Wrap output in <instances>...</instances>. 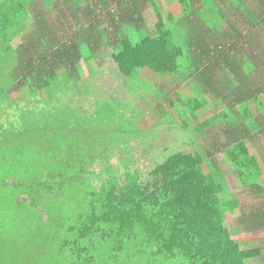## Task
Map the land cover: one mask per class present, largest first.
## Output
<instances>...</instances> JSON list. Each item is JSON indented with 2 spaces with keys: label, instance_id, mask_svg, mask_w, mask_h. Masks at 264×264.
<instances>
[{
  "label": "trees",
  "instance_id": "16d2710c",
  "mask_svg": "<svg viewBox=\"0 0 264 264\" xmlns=\"http://www.w3.org/2000/svg\"><path fill=\"white\" fill-rule=\"evenodd\" d=\"M68 2L0 0V198L5 189L11 192L1 200L0 231L8 225L9 197L15 210H25L12 214V227L20 219L30 223L8 235L0 264H264V240L243 248L244 237L226 224L229 216L238 233L264 231V0L252 6L175 0L163 9L156 0H96L99 12L88 7L81 22L75 13L85 0ZM146 3L156 16L151 33ZM46 12L60 21L67 39L51 32ZM101 47L110 48L132 88L133 72L160 76L161 96L149 91L146 98L160 121L187 140L189 151L168 155L146 179L131 167V156L114 167L103 150L95 152L96 145L112 148L136 131L151 135L152 128L134 121L136 113L126 116L112 96L94 99L91 113L60 104L84 77L80 61L91 69ZM171 86L178 89L170 96ZM11 89L25 97L22 106L12 102ZM250 98L261 109L259 118L247 106L235 108ZM31 100L38 104L29 107ZM243 115L251 117L250 125L240 121ZM218 131L231 136L229 164L254 195L247 212L229 193L216 159L221 147L209 142ZM95 158L103 160L101 169L93 168ZM17 239L24 241L20 249Z\"/></svg>",
  "mask_w": 264,
  "mask_h": 264
},
{
  "label": "rangeland",
  "instance_id": "374dc122",
  "mask_svg": "<svg viewBox=\"0 0 264 264\" xmlns=\"http://www.w3.org/2000/svg\"><path fill=\"white\" fill-rule=\"evenodd\" d=\"M159 7L163 9V5L167 2L172 4L175 0H156ZM247 6L253 5V0H243ZM41 5V4H40ZM72 2L69 0L68 6H71ZM66 5V7L68 8ZM96 0H85L82 4L81 9H79V13H75V21L81 22L80 17H84L82 14L85 13L88 7H94L95 12L98 13ZM42 7H38V11L42 10ZM44 10H46L44 8ZM146 14V21L149 27L150 33L152 28L156 22V16L153 11V8L150 3H146L145 10ZM82 15V16H81ZM46 16V20L50 24L51 32L55 33L61 40L67 39V34L62 30L59 29V20L53 15L52 13H47L44 15ZM100 19L102 21V25L107 27V22L105 20V14L101 13ZM68 13L66 18H68ZM65 18V19H66ZM72 23H75L73 20H69ZM84 21V20H83ZM83 28V25L79 26ZM69 33V32H68ZM147 33V32H146ZM245 51L250 52L253 49L249 45H243ZM93 60H90V67L88 69L87 65L84 64L83 61H80L81 67H83L84 77L74 83V90L73 92L60 97V104L64 105L67 103L70 107L76 109L78 113H91L94 110L93 100L98 98V100H107L109 96H112L115 100L122 102L121 104L124 105V110L126 111V116L133 117V113H136V117L134 121L142 123L145 129H151V135H145L146 132L136 131L134 136L129 137H121L118 142H116L112 148L105 147L104 144L102 146H95V152L99 153L103 150V153L108 156V162L110 165L116 167L122 159L131 156L133 158L132 168H135L140 173L141 179H146L148 176V171L152 169L157 163L163 161L165 157L172 154L178 149H182L184 151H189L190 149L186 145L187 140L183 139V134L179 133L177 129H172L171 127H167L165 121L161 122L158 115L154 114L153 105L154 102L152 99L146 98V93L150 91L151 94H155V96H161L162 90L159 88L160 86L156 85L155 81H158L160 76L152 74L151 78H147L142 75L140 72H133L131 74V82L133 83V88L129 83L126 81L125 77L118 72L117 65L111 58V50L108 47H101L95 54ZM60 69V68H58ZM60 72V71H58ZM157 79V80H156ZM6 86V85H2ZM135 88V89H134ZM178 89V87L174 86L172 89H169V95H173ZM10 94L12 97V102H15L17 106L23 105V99L25 98L22 96L21 92L18 90L11 89ZM40 102L44 101V93L40 92ZM29 107L38 104V101L31 100L26 103ZM250 105V102H248ZM152 105V107H151ZM161 105L164 109L169 110V106L167 103L163 102ZM17 107H15L16 109ZM108 108V107H107ZM9 110V108L7 109ZM141 110L142 114H141ZM251 113L256 111L254 106L250 105ZM10 112V110H9ZM112 112V110H111ZM110 118H112V115ZM39 117V115H38ZM69 117V115H68ZM6 120H10V115L6 117ZM163 120V118H162ZM161 122V123H160ZM160 123L159 125H155ZM216 132H212V136H214ZM218 134V132H217ZM145 137H144V136ZM188 137V136H185ZM260 141L264 143V133L260 136ZM183 141V143H182ZM103 160L95 158L92 162L94 169H101V165H103ZM225 162L222 161V164ZM228 164V163H227ZM240 191V190H239ZM242 192V191H241ZM245 194V193H243ZM11 195V192L7 189L3 191L2 197L0 198V204H2V199ZM234 195L242 196L241 193L237 192ZM252 196L250 195L245 199V203L250 205V201L252 200ZM5 206V215L4 218L7 219L8 225L0 231V252H4V246L7 244L6 239H8V235L11 237L16 236L17 232L21 229L29 228L30 223H23L24 220L18 221L15 225L18 227H12L11 217L12 214L15 213L17 215L22 214L24 211L22 210H15V199L9 197L7 201L4 203ZM250 206H248V209ZM20 212V213H19ZM9 220V221H8ZM23 223V224H22ZM226 224L231 230H237L238 232L239 227L237 225V220L234 217H226ZM36 228H39L38 226ZM236 235L242 238L244 237V244L241 245L243 248H247L248 246H257L261 245L264 240V231H255L242 234L241 232L236 233ZM24 241L17 239L15 245L19 247H23ZM3 248V249H2ZM26 248V247H25ZM5 250V249H4ZM47 253L51 250L46 246ZM18 258L22 259V255H18Z\"/></svg>",
  "mask_w": 264,
  "mask_h": 264
},
{
  "label": "crops",
  "instance_id": "0c3cea01",
  "mask_svg": "<svg viewBox=\"0 0 264 264\" xmlns=\"http://www.w3.org/2000/svg\"><path fill=\"white\" fill-rule=\"evenodd\" d=\"M23 39V36L22 35H19L15 38V40L13 41V46L15 47V44H17L19 41H21ZM3 46H4V43H0V53H5L4 50H3ZM14 49V48H13ZM8 56H12L11 54H8ZM173 88V86H171V89ZM175 90V89H174ZM176 93V92H175ZM174 93V94H175ZM232 93H230L231 95ZM231 97H233V95H231ZM255 99L253 98H250L248 99L247 101H240L242 103H244V105H240V102L236 103L235 106H238V107H235V108H238L240 110H243L244 109V106H247V108L250 110V105L251 106H254L256 108V111L255 112H252V115H255L256 117H260V111L261 109H259V107L256 105V102L254 101ZM210 102L214 105L213 107H215V103H213L211 100ZM248 102H250V105L248 104ZM212 104H208V108L209 110L211 111L212 109ZM238 110L239 112H242ZM230 116V115H229ZM229 116H228V119H229ZM244 116V115H243ZM233 117L236 118L235 115H233ZM237 119V118H236ZM251 120V117H249L248 115H245L244 118L240 119V121L244 122V124H248L249 121ZM238 121V120H237ZM250 125V123H249ZM253 131H256L257 129L256 128H253L251 127ZM238 130H243V126L240 125L238 127ZM252 131V132H253ZM245 132V131H243ZM264 133V131L260 132V134L262 135ZM260 135V136H261ZM231 136L230 135H223L221 131H218V134L216 133L214 136H211L210 139H209V142H213L214 144H216V146L218 148H220L219 152L216 153V159H217V162L219 164V166L222 168L223 170V173L226 177V180H227V184H228V190H229V193L230 195L233 197V198H236L238 199L239 201V205H240V210L243 211V212H247L249 209H248V206L246 203H245V199L250 195V197H254L253 193L250 192L247 188L246 185H242L240 183V180L238 179L235 171L233 169H231V164H229V160L227 158V151H226V148H225V145L227 143H229L231 141ZM236 137V136H235ZM261 142V141H260ZM261 145H262V148H263V151H264V143L261 142ZM222 161H224L225 163L222 164ZM228 163V164H227ZM247 189V190H246ZM240 190V191H239ZM242 191V192H241ZM241 193L242 196H237V195H234V193ZM245 193V194H243ZM252 203H256V201L252 200L250 201V204ZM241 231V230H240ZM238 233V232H237ZM242 234H244L243 232H241ZM246 234V233H245Z\"/></svg>",
  "mask_w": 264,
  "mask_h": 264
}]
</instances>
